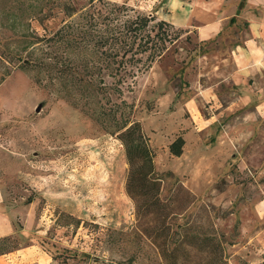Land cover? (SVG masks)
<instances>
[{
  "label": "rangeland",
  "instance_id": "rangeland-1",
  "mask_svg": "<svg viewBox=\"0 0 264 264\" xmlns=\"http://www.w3.org/2000/svg\"><path fill=\"white\" fill-rule=\"evenodd\" d=\"M188 1L193 14L205 3ZM207 1L230 18L249 0ZM171 5L0 0V211L19 231L32 219L38 232L1 240L0 253L24 249L19 257L29 259L35 245L45 253L39 264L45 257L49 264H165L145 230L166 221L174 233L185 224L202 236L216 233L227 264H264V114L222 108L212 126L196 131L200 122L181 105L195 94L201 57L215 45L208 51L188 30L158 20ZM143 16L154 20L135 38L127 26ZM149 35L160 52L153 59L150 45L139 47ZM218 88L222 105L237 100L229 83ZM200 108L204 118L214 115L209 104ZM133 121L148 138L167 205L155 216H138L126 191L119 135ZM179 135L186 144L177 157L169 145ZM188 250V264L204 261ZM11 262L0 260L23 264Z\"/></svg>",
  "mask_w": 264,
  "mask_h": 264
},
{
  "label": "crops",
  "instance_id": "crops-1",
  "mask_svg": "<svg viewBox=\"0 0 264 264\" xmlns=\"http://www.w3.org/2000/svg\"><path fill=\"white\" fill-rule=\"evenodd\" d=\"M203 1L205 3L202 9L197 14H193L192 10L190 11L186 7L189 6L188 0H170L173 10L167 13L165 17L159 16L158 19L167 21L177 28L188 30L186 34L190 35L195 43L207 44L208 51L215 45L216 51L203 53L201 57L199 86L195 83V94L181 105L183 111H188L193 116L191 119L197 123L200 122L199 128H196L198 132L212 126L216 111L222 108L223 110L235 109L236 105L241 104V107H252V109H248V114H264V0H249L246 9L238 14L237 12L232 14L230 18L237 17L238 20L230 27L228 25L230 18L227 17L226 13L222 14L220 10L215 9L211 4L212 2ZM242 22L243 26H241ZM227 29H235L238 32L233 33V37L228 38L225 34ZM226 82L232 86L233 93L237 95L235 101H238H232L229 106L222 105L218 88L221 83ZM203 104H209L211 113L214 112L213 116L203 117L200 108ZM32 225L33 220L31 219L19 231L17 223L12 217L4 211H0V241L21 234L22 236H29L31 232L37 234V231L31 229ZM31 247H34L35 251L30 252L32 254L29 259L27 256L25 259L19 257L26 252L23 249L21 250L22 254L15 253L16 251L1 252L0 260L12 258L11 263L16 261V263L21 262L23 264H39L40 258L45 253L35 245ZM30 251L32 250L30 249ZM44 259L47 261L46 264L50 263L46 257Z\"/></svg>",
  "mask_w": 264,
  "mask_h": 264
},
{
  "label": "trees",
  "instance_id": "trees-1",
  "mask_svg": "<svg viewBox=\"0 0 264 264\" xmlns=\"http://www.w3.org/2000/svg\"><path fill=\"white\" fill-rule=\"evenodd\" d=\"M152 20L154 19L146 16L137 17L136 21L129 23L126 32L135 33L136 38ZM159 35L160 32H157L156 36L160 40ZM148 45L151 47L150 57L153 59L160 52L157 43L150 35L146 40L141 39L139 47L141 51H144ZM129 49H133L132 46H129ZM163 49H167V46L164 45ZM124 126L126 127L123 128L119 138L125 147L126 160L129 165L126 182L127 194L135 202L138 216H155L158 212L165 211L167 205L159 196L161 182L154 176L153 152L140 122H125ZM184 146L185 138L179 135L169 145V151L172 155L180 157L184 152ZM193 228L192 225L185 224L174 233L171 224L160 221L145 231L153 239L165 264H188L190 247L204 253V261L200 264H227L221 238L216 233L202 236L201 231Z\"/></svg>",
  "mask_w": 264,
  "mask_h": 264
},
{
  "label": "water",
  "instance_id": "water-1",
  "mask_svg": "<svg viewBox=\"0 0 264 264\" xmlns=\"http://www.w3.org/2000/svg\"><path fill=\"white\" fill-rule=\"evenodd\" d=\"M40 110H41V107H38V108H37V111L39 112Z\"/></svg>",
  "mask_w": 264,
  "mask_h": 264
}]
</instances>
